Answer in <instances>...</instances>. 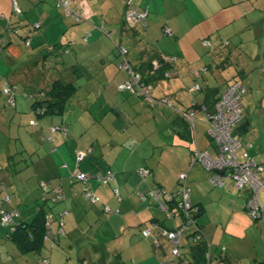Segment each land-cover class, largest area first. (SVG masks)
Returning <instances> with one entry per match:
<instances>
[{
	"label": "crops",
	"instance_id": "obj_1",
	"mask_svg": "<svg viewBox=\"0 0 264 264\" xmlns=\"http://www.w3.org/2000/svg\"><path fill=\"white\" fill-rule=\"evenodd\" d=\"M101 1L71 0L70 5L74 3L75 10L77 8L82 9V16L88 20L89 17L96 14L98 9L95 5L100 6ZM106 2L111 13L114 9L118 10V14H120L119 7L122 10L124 8L122 13L123 24L121 25L120 20L118 26L122 28L124 37L132 38L135 43L138 56L134 59L136 61L134 66L137 69L143 68V64L148 62L152 56L161 55L175 58L168 70L170 77H162L157 80L153 88L157 98H169L173 102V107L166 105L150 106L149 101L144 97H138L130 90L121 91L110 84L107 86L108 90H103L101 96L94 98L91 106L87 105L88 107L85 108L84 103L86 101L76 104L81 112L79 110L70 112V116L74 113V117H70L71 123L63 122L60 124L67 129V135H64L63 131L52 133L53 137L57 136L52 140L54 143L49 144L52 153H49L45 158L40 157V164L46 168L42 175H45L46 179L41 181H49L50 188L61 185L65 193V199L61 202L55 204L51 202L53 204L51 205L52 211L56 216L53 221V230L59 235V239L55 244L52 241H48V243H51L53 247L60 244L63 233L68 231L65 228H72L70 232H74V230L83 232L82 224H79L80 218L87 220L91 228L97 227V221L102 218V227L105 220L109 221L111 213L123 214L128 219L140 220L141 231L149 227L153 221H158L160 226L162 224L172 227L179 226L183 222L182 217L175 215L174 218L169 217L170 224L165 222L168 218L167 214L161 206H158L156 201L147 195V192L154 187H161L167 193L176 194L179 175L182 172H187L189 184L191 186L194 184L197 188L196 195H193L191 190L192 202L205 206L203 216L198 222L206 237L210 239L212 249L216 251L217 255H220L219 247L225 246L227 261L245 264V259L233 247L236 246L239 239L247 240L253 245H256L258 241L264 242V220L255 221L244 210L243 204L246 200V193L236 190L232 179L225 178L226 184L223 190L210 189L206 178L209 177L210 180L211 173L207 169L205 171L201 163L200 166L204 169L199 166L195 171L194 167L197 163L192 165L194 141L191 139V135L192 138L194 135L201 150L212 155L217 152V149L214 141L208 136V126L205 122L207 115L205 103H212L213 95L211 92L213 88L210 89L212 86L207 85L205 87L201 84L202 90L195 92L192 89L194 84L201 82L197 70L207 67L206 72L213 71L214 67H218L223 60L229 61L234 50L250 52L252 58L256 56L257 59H262L263 64L260 66H264V0H132L133 5L149 11L148 26L138 25L136 28L125 23L126 0H117L116 2L106 0ZM15 3H18L22 12L17 19H15L17 16L13 12ZM61 8L58 5V0H0V39L3 48L2 54L4 52L6 57L4 62H0V81L2 75L5 76L11 72L9 69H13L9 66H16L25 55L28 56V62L37 59V57L39 60H43L45 59V52H48L49 48L52 49L57 42H67L69 49L70 46H73L71 39L67 38L70 31L67 21L73 17ZM90 11L92 16H87ZM111 13L110 16L108 13H104L105 19L107 17L111 19ZM23 14L27 18L31 15L34 23L39 22L42 25L40 32L42 41L39 43L41 48L36 53H29L28 49L31 44L24 46L22 41L36 34L31 26L28 31H24L29 27L31 21L21 18ZM108 18L107 20H109ZM165 26L173 30L171 36L165 33ZM88 34L93 35L94 39V42H90L89 38L88 42L85 41L90 46L105 41L101 32L89 31ZM64 39L67 41L65 42ZM205 40L210 43L205 45ZM227 42L228 45H226ZM103 46L104 44H101V47ZM85 55L84 53L81 54L82 57ZM79 64L83 65L82 62ZM220 69L223 70V68ZM68 71L70 73V70ZM202 72L206 73L205 71ZM241 72L247 75L245 69ZM14 73V79H16V72L14 71ZM19 73L17 72L20 79ZM204 73L201 78L207 80ZM14 81L12 80L11 83L17 85ZM226 88L227 82L221 88L214 87L217 91L219 89L223 91ZM194 102H198L200 105L195 107L196 119L194 122L196 125L195 131H192L188 122L185 121L182 111L191 107ZM15 106L16 108L19 107L17 103ZM35 123L36 120L32 119L31 124L34 125ZM107 128L110 130H106ZM0 129L5 130L6 135L10 136V131L5 128V124L2 122L1 114ZM93 129H96L97 133L89 137L88 131ZM100 129L103 130L99 132ZM242 134L244 133L242 132ZM242 134H240V139ZM68 135L70 140L66 139ZM47 139L50 138L47 137ZM79 152L85 153L82 161L77 160ZM1 153L0 146V157L2 156ZM262 153L255 154L257 157L254 154L251 156L250 153L248 156L253 157L257 163L264 164ZM12 156L8 155V161L12 160ZM243 156L246 158L247 153ZM142 167L148 168L152 172L145 179L138 172ZM76 169L89 174L104 173L111 169L116 173V178L113 183H107L110 186L96 182H90L86 185L93 188L95 194L101 197L99 202L93 204L83 193L85 183L71 182V173ZM175 174L176 177L173 176ZM6 175L3 171L2 177L5 183ZM174 180L176 183L173 182ZM18 184L16 192H19V186L23 185L20 180ZM114 189H118V196L115 195ZM140 193L147 196L142 197ZM5 194L2 192L0 196ZM20 195V200L25 201L29 196V188ZM159 197L172 209H175L174 203L179 200V197H175L174 202H170L165 194H161ZM260 198L264 204V191H261ZM84 199L93 207L94 213L89 207H81ZM14 202V197L11 196V202L6 203L13 205ZM111 203L115 204L117 208L115 212H112L114 206ZM3 204L5 205V203ZM44 204L45 200L42 197L41 201H38L37 208L32 211L30 208L20 210L16 207L4 205L3 207L13 212L16 210L17 213L13 218L14 224L30 223ZM45 205L44 207L48 209V205ZM62 211H67V214L63 217V226L60 227L58 216ZM103 212L106 215L105 220ZM115 217L110 218L114 219ZM1 219L0 213V264H30L27 254L33 252L23 251L17 246V243L15 244L12 239L8 238L9 226L2 223ZM160 226L153 229L156 237L154 240L144 237L143 232L142 236L149 238L155 249L159 247L167 255L161 240L164 237L160 234ZM80 237L81 241L78 244H86L87 241L84 237ZM186 238L189 244L192 243L188 235ZM75 240L74 238V242ZM99 244L96 243L92 247L93 253L98 256L101 254V264H113L112 255H105L104 244ZM183 245H185L184 240ZM99 251L100 254H97ZM257 254L258 256L252 261L248 260V264L264 263V256H260L262 253L257 251ZM119 258H121L120 255L117 259ZM217 260L216 258L214 261L217 262ZM79 261L85 263V259L80 258ZM218 261L228 264L225 259ZM115 264H121V261L119 260L118 263L115 261Z\"/></svg>",
	"mask_w": 264,
	"mask_h": 264
},
{
	"label": "rangeland",
	"instance_id": "obj_2",
	"mask_svg": "<svg viewBox=\"0 0 264 264\" xmlns=\"http://www.w3.org/2000/svg\"><path fill=\"white\" fill-rule=\"evenodd\" d=\"M112 1L116 2L117 0ZM74 5V3L73 5H70V9L75 10ZM95 6L98 10H95L96 14L93 17H89L88 20L84 16H77L76 18L74 14V16H72L73 18L68 19L67 22L68 26H70V31L67 38L71 39V43H73V46H70L69 52L59 55L58 57L60 58L51 55L50 57H48V60H43V62L41 59H38L39 57H37V59L31 60V62H28V56L25 55L21 58V62L16 66H9V68L13 67L12 70L16 72V79H14V71L10 69L9 71L11 72L5 74V76H1L0 114L2 122L5 124V128L9 130V133L11 134L10 136H7L6 131L0 129V146L2 150L0 164L7 167H5L4 172L7 174V180L5 184H7L8 186V190H5L3 189V184L2 186H0V191L6 193L5 195L14 197L15 200L13 205L7 203H5V205L3 204L6 207H16L20 210L30 208V210L32 211L37 208L38 201H41L43 192L42 188L39 185L41 180L46 179V177H44L45 175L42 176L43 171L46 168L43 167L42 164H40V157L45 158L49 153H52L51 149L49 148V144L52 145L54 142L50 139H47V137H52L51 126L58 125V123L63 122L64 119L66 120V122H68V124H70V117L74 114L73 113L70 116V112L72 113L76 110H79L81 112L80 108L76 106L78 102L80 103L81 101H86L84 103V105H86L85 108L91 106L96 96H101L103 90H108L107 86L109 84L113 87H118L119 83L125 82L124 80L129 73V69H127V67L124 68L122 66H119L123 58L119 55L118 45L123 44L124 47H127L129 49V59L132 66H134V62H136L134 61V59L137 58L138 54L137 49L134 46L135 43L133 42L132 38L128 39L126 36L124 37V34L121 31L122 28H119L118 26L120 20L121 25L123 24L122 13L124 8L122 10V8L119 7L121 11L120 14H118V10L114 9H112L111 13L106 0H102L100 6ZM61 7V9L64 10L65 7ZM81 10L82 9L77 8L75 11H78V13L82 15ZM14 13L15 16H17L15 17V19H17L19 17L18 14L16 12ZM104 13H108L109 16L111 13V19L108 17L107 18L109 20H107V18L105 19V15H103ZM98 14L100 15L97 16ZM90 15L92 16L91 11L87 13V16ZM21 18L29 22L31 21L29 27L24 31H28L30 29V26L33 27L34 31H36V34L33 35L30 39L32 48L29 47L28 49L29 53H36L41 48V46H39V43L40 41H42V35H40L42 29L35 28L36 23H34L31 15L27 18L25 14H23ZM103 25L106 27L107 31H110L112 33L111 36L107 32H103L99 29ZM89 31L101 32V35L104 37L105 41L103 43L97 42L95 46H90L83 39L84 36L89 33ZM89 40L90 42H94L93 35L89 36ZM22 41L24 42V46H26V39ZM64 41L66 42L67 40L64 39ZM101 44H104V46L101 47ZM100 49L102 50V52ZM83 53L86 54L85 57L81 56V54ZM36 56H38V54H36ZM5 59V53L3 52L2 56L0 57V62H4ZM62 59H64V61H62ZM102 59L105 60L103 61ZM79 62H82L83 66H81L84 68V72L78 79L75 78V73H72V67H69V69H67L68 67L66 68V66L79 64ZM229 62L231 63V65L227 67L228 69L221 70L217 69V67H214L213 71H205L206 73H204V75L207 76V80H203L202 78H199V80L205 87L207 85H210L212 87L221 88L228 80L232 82L234 80H237L243 85L247 86V90L242 95V102L244 106L243 108H245L244 118L239 124L241 125L247 123L248 126V131L246 130L245 132L242 131L241 128H239L240 134H242V132L244 133L241 135V143L243 144V146L238 150V155H240V159L242 160L244 157L243 154L247 153V155L251 154L252 156V154H259L264 151V66H260L263 64L262 59L259 60L256 58V56L252 58V54L250 52H239V50L233 51ZM244 69L247 75L241 72V70ZM68 70H70V73ZM17 72H20V79ZM58 77L65 79L66 81H72L75 79L76 81H74L80 89L78 90V93L69 100V108L66 113L57 116L46 115L41 116L40 118L37 116L35 111H33L30 102L31 100L28 99L29 97H24V92L27 91L29 92L28 94L36 95L37 91H39L40 89H48L52 85L53 81ZM7 80H15L14 82L17 83L18 91L16 94V103L19 106L17 108L16 106H12L11 104H9L10 95H4L2 92V86L6 84L5 82ZM32 119L36 120V123L34 125L31 124ZM102 130L103 129H100L98 131L101 132ZM106 130L110 129L107 128ZM96 133V129L89 130L88 136L91 137ZM104 133L107 134L106 131H104ZM69 135L68 137H66L67 140H70ZM44 138H46L47 141L43 140ZM54 138H57V136H54ZM8 155H13L12 160L8 161ZM262 156H264V153H262ZM255 157H257V155H255ZM199 166L200 163H197L194 167L195 171ZM173 176L176 177V174ZM229 178L232 179L231 177ZM206 179L208 180V187L210 189H224L223 187H217L216 185L212 184L211 180H209V177H207ZM19 180L22 181L24 186L20 185L19 192H16V190L18 189ZM114 181L115 180L110 182V184ZM173 182H175V180ZM233 185L235 187L234 180ZM107 186L110 185L107 184ZM27 188H29V196L25 199V201H21L20 194H22V192H25V189ZM191 188V190L193 191V195H196V186L193 184ZM235 189L238 190V188L236 187ZM241 192L246 193L245 191ZM114 200L117 199L114 198ZM111 204L114 206L112 207V212H115L117 208L115 207V204ZM245 204L246 200L243 206ZM81 207H89V209H91V212L94 213L93 207L90 206L85 199ZM246 212L248 213V211ZM249 215L251 216V214ZM103 216L105 220L106 215H104V212ZM112 216L116 217L112 219L110 218ZM122 216L123 214L119 215L116 213H111V216H109V221L107 222V220H105V223L102 227L101 224L103 223V220L102 218H99V221H97V227L92 228L89 227V222L87 220L80 218L79 224H82L83 232L81 230H77V232L76 230H74V232H70L72 231V228H65V230H68V234L63 233L60 244H57L53 247L51 246V243L47 242V247L43 250L42 253H40V255L35 253H28L27 258L29 259L30 264H44L42 261L43 258H47L50 261V264H101L102 257L100 256V251L99 253H97L100 254L98 256L93 253L92 249V247L95 246L96 243L104 244L105 255H112L111 258H113L112 260H114L112 261L113 264H115V261L118 263L119 260L121 261V264H162V262L173 257V254L170 251L171 242L167 241V238L164 237L163 239H161L167 252V255H165L162 249H160L159 247H157L156 249L154 248L153 242H151L150 240H154L156 238L154 233L151 237H149L150 239L144 238L142 236V231L140 230L139 225L140 220L138 221V219L132 218L131 220L128 219V217L123 216V218ZM167 216L168 218H166L165 222L170 224V216ZM166 227L170 229L174 228L170 225H166ZM194 230H196V227L191 226V229L187 230L183 234L182 239L185 241V245H189L186 237L191 231ZM160 234H162L161 230ZM80 236L84 237L85 241H87L86 244H78V242L81 241ZM74 238L76 239L75 242ZM4 239L7 240L5 237ZM256 243V245H253L252 243L250 244L247 240L239 239L238 243L233 247V249L238 250L240 256L245 259V264H248V260L252 261L254 258H256V256H258L257 251H259V253H262V255H260L261 257L264 256V242L258 241ZM99 245L103 246L101 244ZM184 250L185 248H183V251ZM118 255H120L121 258L117 259ZM161 257L163 258V260H161ZM80 258L85 259V263H83V261L80 262ZM213 264L226 263L219 262L217 260V262L214 261Z\"/></svg>",
	"mask_w": 264,
	"mask_h": 264
},
{
	"label": "built area",
	"instance_id": "obj_3",
	"mask_svg": "<svg viewBox=\"0 0 264 264\" xmlns=\"http://www.w3.org/2000/svg\"><path fill=\"white\" fill-rule=\"evenodd\" d=\"M60 4L65 5L66 10L68 13H72L73 10H71L69 7L70 0H64L60 1ZM14 12L17 14L21 13L20 6L18 3L14 5ZM75 13V12H74ZM147 11H141L139 8L135 7L132 8V10L128 14V19L132 25H136L137 23H143L146 24L147 21ZM75 16H79V14L76 12ZM41 25L40 23L36 24V27L39 28ZM166 34L173 33V30L170 28H165ZM26 46L29 45V41H25ZM1 39H0V54H1ZM126 49L123 51L125 53ZM154 64L156 67H159V62L155 61ZM119 66H122L124 68L127 67V69H130V63L124 58V60L119 64ZM140 77L135 75L134 78L126 80L125 83H122L119 85L120 89H128L132 92H137L139 89V92L143 94H149L150 89L139 83ZM195 88H199L198 85L195 86ZM245 88H243L240 84H234L232 88H230L222 97L220 101H218L215 104L214 111L209 114V129L208 133L210 137L215 142L217 152L215 154H210L207 151H203L201 149H197L193 153V161L195 162H201L202 165L211 172L212 176L210 178L212 184L223 187L226 184V177H231L235 182V187L238 188L240 191H245L248 193L247 199H246V206L248 208V213L251 214V216L254 219H263L264 220V204L261 202L260 193L261 191H264V164L263 163H257L256 160L248 156L246 158L240 159V155H238V150L243 146L240 140V133L236 132V128L238 124L242 121L244 108H242V102H241V93L244 92ZM3 92L6 95H10L9 102L12 105H15V96L12 95V86L6 82L5 86L3 87ZM195 116V110L191 109L190 112L186 114V118H189V120H193ZM56 130V128H54ZM85 156L84 152L78 153V161H82ZM141 177L144 179L147 178L149 175L152 174V172L145 167H142L138 170ZM73 180L76 181H82L83 183L87 182H96L100 184H107L112 182L116 178V173L112 171L111 169L107 170L106 172H98L95 174H89L82 172L79 169H76L72 173ZM179 201L175 203V209L177 210L178 214H181V216L184 218V222L180 224V226H175L174 228H166L162 227L160 228L162 231V236L167 238V241L171 242L170 251L172 252L173 256H180L181 255V248H182V237L183 234L190 229L191 225L193 224V211L197 208L195 207V204L192 202V193H191V186L189 185L188 181V174L187 173H181L179 175ZM41 187L44 188L45 191L49 192L48 183L41 182ZM55 194L51 197L53 201H59L64 198L63 192L61 191L60 187H57L54 189ZM114 193L116 196L119 195L118 189H114ZM84 194L85 196L93 203H96L100 200V197L95 194L93 188L91 187H85L84 188ZM165 194L168 197V200L170 202H173L174 196L172 194H169L165 191V189L161 187H154L153 189H150L148 191V195H150L154 200H158L160 203V206H162L168 213L170 217H174L175 213L173 210L169 208L161 199L160 195ZM142 197H146V195L143 193H140ZM10 198L7 197V200ZM110 209V208H107ZM174 209V210H175ZM1 213L3 214L2 220L13 223V217L17 213L14 211V213L6 212L4 209L1 210ZM67 214V211H62L59 214L60 217V224L61 227L63 226L64 222L62 221L63 216ZM47 218V228L50 230L52 227V220L54 218L53 213H50V215L46 216ZM153 227H156L157 224H153ZM14 231V227L12 228ZM50 233V232H49ZM153 235L152 227L145 228L143 231L144 237H151ZM50 236H53L52 233H50ZM57 237L54 236L52 239L48 237L47 239H51L53 244L57 243ZM207 259H210V256L212 254V251L207 250ZM45 263H48V260H44ZM162 264H168L167 261L162 262ZM209 264V263H208Z\"/></svg>",
	"mask_w": 264,
	"mask_h": 264
},
{
	"label": "trees",
	"instance_id": "obj_4",
	"mask_svg": "<svg viewBox=\"0 0 264 264\" xmlns=\"http://www.w3.org/2000/svg\"><path fill=\"white\" fill-rule=\"evenodd\" d=\"M60 1H64V0H59L58 5L65 7V5L60 4ZM70 4H71V0H70ZM126 4H127L126 5L127 11H126V13L124 15L125 23L128 24L129 26H131L132 28H136L138 25H141L143 27H147L148 24H149V18H148L149 17V11H148V15H147L146 24H143V23L138 24L137 23L136 25H132L130 23L129 19H128V14L132 10V8H135L137 6L132 4V0H127L126 1ZM137 8H139L141 11H145V10H142L140 7H137ZM64 10H66V7L64 8ZM74 12L75 13L76 12L78 13V11H75V10H73L72 13H68L67 10H66V13L68 15H71V16H74L75 15ZM75 17L77 18V16H75ZM79 17H82V15L79 14ZM37 23H39V22H37ZM36 24H35V28L36 29H40L42 27L41 23H40L41 26L39 28L36 27ZM165 28H167V27L165 26L164 29ZM100 30H102L103 32H107L110 36L112 35V33L110 31H107V29L105 28L104 25L100 27ZM172 34L173 33L167 34V35H170L171 36ZM89 35L90 34H87V35L84 36V38H83L84 41H87L88 42ZM30 39H31V37L30 38L29 37L26 38V41H29V45H30ZM209 43L210 42L208 40L207 41L206 40L204 41V44L205 45H207ZM228 44L229 43L227 42L226 45H228ZM68 47H69V44L67 42L66 43H64V42H61V43L57 42V43H55L53 45V48L52 49H49L48 52H45V55H44L45 59H43V60H48L49 59L48 57H50L51 55H54V56L58 57L61 54H65L66 52L70 51ZM1 48H2V41H1ZM118 48H119V55L123 58L122 61L126 57V59L130 63L129 50H128V48L127 47H124V45H122V44L121 45H118ZM125 49H126V51H125V53H123V51ZM1 55H2V50H1L0 57H1ZM228 56H230V54H228ZM58 58H60V57H58ZM227 58H229V57H227ZM155 59H157V60H155ZM43 60H42V62H43ZM62 61H64V59H62ZM155 61H158L159 62V65H160L159 67H156V65L154 64ZM173 61H175V58H173V57L172 58H169V57H166V56L163 57V56L160 55V56H156V57L155 56H152L149 59L148 62H145L143 64V66H142L143 68H141V69H137L136 67H134V66H132L130 64V69H129L128 77H127L126 80L132 79V78H134L135 75H137V76L140 77L139 83L147 86L150 89V93L149 94H143V93L139 92V89L135 93L132 92V91L131 92L134 93V94H136L138 97L139 96L144 97L147 101H149L148 103L150 104V106L151 105H154V106L155 105H162V106L163 105H166V106L173 107V102L169 98H167V97L157 98L154 95V89H153L154 86L156 85L157 80L161 79L162 77H170V75H169L170 73L168 72V70L170 68V65L173 64ZM229 61L223 60L220 63V65L217 67V69L218 68L219 69L220 68H223V70L228 69L227 67L231 65V63ZM82 66L81 65H78V64H72L71 66H67L68 68L67 67L66 68L69 69V67H72L71 68L72 69V73H75L74 74L75 78H78L79 79L82 76L83 72H84V68ZM202 71H207V67L202 68L201 70H197V74L199 75V78H201L202 77V74L204 73ZM74 80H72V81H66L65 79H62V78L58 77V78H56V80L53 81L52 85L48 89H44V90L40 89L39 91H37V94L36 95L35 94H28L29 92L25 91L24 92V97L25 96L26 97H29L28 99L31 100L30 102H31V106H32L33 111L35 110L37 116L40 117V118H41V116H46V115H50V116L62 115L64 113H66V111L69 108V100L74 95H76L78 93V90L80 89L79 86L75 82L76 80L75 81ZM6 82L9 83L12 86V90H13L12 95L15 96V105H16V96H17L16 94H17V91H18L17 85L14 84V83H11V81H8V80ZM231 82L232 81H229V80L227 81V88L224 89L223 91H221L220 89L217 91V90L214 89V87H210V89L213 88V90L211 92V94L213 95L212 96L213 101H212L211 104L205 103V108L207 110V115H206V121L205 122L207 123L208 129H209V122H210L209 121V114L214 111L213 109L215 107V104L223 98L222 96L230 88H232V86L234 84H240V85H242L243 88H245L244 92L247 90V86L246 85H243L241 82H239L237 80H234L232 83ZM120 84H122V83H119V85ZM201 84H202L201 82H197L196 84H194L192 90L195 91V92L202 90L203 86ZM119 85L117 87L119 90H121V91H127L128 90V89L127 90L126 89H120L119 88ZM197 85H198L199 88L196 89L195 86H197ZM4 86H5V84L2 86V92H3V87ZM244 92H242L241 93V96H240L241 97V102H242V98H243L242 95L244 94ZM34 98H35V100H34ZM9 104H11V103L9 102ZM15 105H12V106H15ZM198 105H200L198 102H194L191 105V107H189L186 110L182 111V115H183L185 121L188 122V124L190 125L189 127H191V130L192 131H195V125H196V122H194L195 119H196V110H195V107H197ZM242 108H243V102H242ZM191 109L195 110V116H194L193 120H189V118H186V114L188 112H190ZM244 113H245V109H244ZM244 113H243V118H244ZM63 122L66 123V124H68V122H66V121H63ZM63 122L58 123V125H52L51 126V131H52L53 134L57 133L58 131H63L64 135H67V129L64 128L63 125H60V124H63ZM239 124H238V126L236 128V132H239V128H241V130H243L244 132L248 129L247 123L246 124L244 123V124H241V125H239ZM54 128H56V130H54ZM208 129H207V133H208ZM208 136L210 137L209 133H208ZM44 139L47 140L46 138H44ZM50 139L51 140L54 139L53 135H52V137H50ZM191 139H193V141H194L193 142L194 149L192 151V157H191L192 158V161H193V153H194V151H196L197 149H201V148H199V145H197L196 138L194 137V135H193V138H192V135H191ZM210 139H212V137H210ZM195 163H199V162H195ZM193 164L194 163H192V165ZM5 167L6 166H3L2 164H0V186H2L4 184V188L3 189L7 190V188H6L7 186L5 184L4 178L2 177V172L4 171ZM73 172L74 171H72V173ZM208 172H210V171H208ZM184 173H187V172H184ZM211 176H212V174H211ZM71 177H72V175L70 176V178ZM41 182L48 183V187H49V181L48 182L47 181H41ZM41 182H40V185H39L40 187H41ZM71 182L74 183V182H76V180H73L71 178ZM80 182H82V181H80ZM88 183H90V182L85 183V187H88V186H86ZM57 187H60L61 188V191L63 192L64 198H65V193H64L61 185L60 186H56V187L53 186L52 188L49 187V192L48 191H45L44 188L41 187L42 188V192H43V196L42 197L45 200V204L48 205V207H47L48 209H46L44 207V206H46L44 204V206H42L38 210V213H37L36 217L34 218V220L32 222H30V223H28V222L27 223H15L14 224V223L7 222V221H4V220L1 219L2 220V223H4L7 226H9V231L7 233L8 238L9 239H12L15 242V244L17 243V246L20 247L23 251H25V252L32 251L33 253L40 255V253L43 252V249H45L46 243L48 241L50 242L51 239L55 235H57L54 232V230H53V225H54V222L53 221L55 220L56 216L53 213L54 211H52V206L51 205H53L55 203H58V202H61L62 200H64V199H62V200H59V201H56L55 202L51 198L55 194L54 189L57 188ZM178 189H179V185H178ZM83 193H84V190H83ZM1 194H2V191H0V195ZM147 195H148V192H147ZM46 196H48V197L45 198ZM174 196L179 197L178 190H177L176 194H174ZM246 196H248V193L247 192H246ZM7 197H9L10 199L7 200ZM100 200H101V197H100ZM99 201H97V202H99ZM154 201H156L157 204H158V206H160V203L158 202V200L155 199ZM6 202H11V196H9V195H4L2 197L0 196V213H1V210H3V209L6 212L14 213L13 211H9V210H7V209H5L3 207V203H6ZM91 203H93V202H91ZM176 203H177V201H176ZM93 204H96V203H93ZM195 207L197 209L193 211V214H192V216H193V218H192L193 222L192 223L193 224L191 226H195L196 227V230L191 231L188 234L189 238H191L190 240L192 241V243H190L189 245H186L185 246V245H183V241H182L181 255L180 256H173L171 259L166 260L167 263L168 264H208V263L209 264H213L214 263V260H216V258H217L218 260L225 259V261L228 264H235V263H232L230 261H227V258H225V255H226L227 250H226V248L224 246H220L219 247L220 250H221L220 255H217L216 254V251H214L212 249V243H211L210 239H208L206 237V235H205V233L203 231V228H201V225L198 222V220L203 216V213L205 211V206L203 204L202 205L201 204H195ZM161 208L168 215L167 211L162 206H161ZM169 208L174 211L175 215H180L181 216V214H178L177 210H174L171 207H169ZM243 208H244V210L248 211V208H247L246 204L243 206ZM50 213H53L54 218L51 221L52 222V227L50 228V230H48L47 223H46V221H47L46 216L50 215ZM1 215L3 216L2 213H1ZM58 218H59L58 220L60 221V217L59 216H58ZM254 220L255 221H258L260 219H254ZM62 221H63V219H62ZM183 222H184V218H183ZM153 224H157L158 227L160 226V224L158 223V221H156V222L153 221V222H151V224L149 226V227H152V230L154 228H156V227H153L152 226ZM13 227H14V231L12 230ZM162 227H166V226L162 224L160 226V228H162ZM146 228H148V227H146ZM190 229H191V227H190ZM49 232L52 233L53 236H50V233ZM57 236H59V235H57ZM48 237H50L51 239L50 238L47 239ZM57 239H59V238L57 237ZM209 246H210V251H212V254L210 256V259H207V253H208L207 250H209ZM183 248H187V249H185L183 251ZM186 250H188V251H186ZM45 259H47V258H43L42 259L43 263L44 264H50V261L48 259H47L48 260V263H45L44 262ZM262 264H264V263H262Z\"/></svg>",
	"mask_w": 264,
	"mask_h": 264
},
{
	"label": "clouds",
	"instance_id": "obj_5",
	"mask_svg": "<svg viewBox=\"0 0 264 264\" xmlns=\"http://www.w3.org/2000/svg\"><path fill=\"white\" fill-rule=\"evenodd\" d=\"M97 184H100V183H97ZM179 185V184H178ZM85 188V187H84ZM170 194V193H169ZM174 196V194H172ZM177 197V196H174V198ZM174 198H173V202H174ZM176 203V202H175ZM261 220V219H260Z\"/></svg>",
	"mask_w": 264,
	"mask_h": 264
}]
</instances>
